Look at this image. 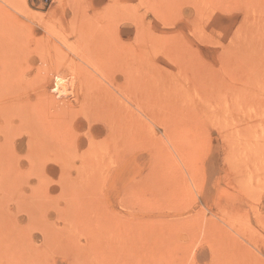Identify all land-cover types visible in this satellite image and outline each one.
<instances>
[{
  "label": "rangeland",
  "instance_id": "rangeland-1",
  "mask_svg": "<svg viewBox=\"0 0 264 264\" xmlns=\"http://www.w3.org/2000/svg\"><path fill=\"white\" fill-rule=\"evenodd\" d=\"M0 264H264V0H0Z\"/></svg>",
  "mask_w": 264,
  "mask_h": 264
},
{
  "label": "bare ground",
  "instance_id": "bare-ground-1",
  "mask_svg": "<svg viewBox=\"0 0 264 264\" xmlns=\"http://www.w3.org/2000/svg\"><path fill=\"white\" fill-rule=\"evenodd\" d=\"M146 85V84H145ZM142 88V87H141ZM145 88H146V86H145ZM136 90H138L137 88H135ZM147 90V89H146ZM142 93V92H141ZM91 95L89 96V98H88V105H90L91 103H92V105L90 106V107H94V106H97V107H95V109L96 108H99L100 107V105H106V107L107 106H109V107H115V110H116V108H118L117 109V111L119 112V114L121 115L122 114V116H124L123 118L124 119H128L127 118V115H126V113H127V110H126V108L125 107H123L122 106V104H121V102L118 100V98L116 97V95L114 94V93H112V91H110V90H108V91H96V92H91L90 93ZM145 94V93H144ZM164 95V94H163ZM141 97V96H140ZM155 98V97H154ZM164 98V97H163ZM137 99V98H136ZM170 99V98H169ZM122 101V100H121ZM163 101H164V99H163ZM162 101V102H163ZM170 101V100H169ZM144 102H145V100H144ZM165 102V101H164ZM159 103H161V101L159 102ZM95 104H97V105H95ZM100 104V105H99ZM129 105V104H128ZM157 105V104H156ZM163 105V104H162ZM99 106V107H98ZM144 106V105H143ZM164 106H165V104H164ZM166 106H168V104L166 105ZM148 107V106H147ZM146 107V109H149L150 107L151 108H153V106H150V107H148L147 108ZM169 107V106H168ZM104 108V107H103ZM156 108V107H155ZM159 108H161V107H159ZM101 108H99L98 110H100ZM108 109V108H107ZM107 109H105L106 111H108ZM102 110V109H101ZM114 110V109H113ZM156 110V109H155ZM159 111V110H158ZM101 112V111H100ZM125 114V115H124ZM100 228V227H99ZM97 230V229H96ZM95 231V230H94ZM98 231V230H97ZM97 235V234H96ZM102 236V235H101ZM100 238V237H99ZM99 238H97L96 237V239H99ZM101 247V246H100ZM107 261V260H106Z\"/></svg>",
  "mask_w": 264,
  "mask_h": 264
},
{
  "label": "built area",
  "instance_id": "built-area-1",
  "mask_svg": "<svg viewBox=\"0 0 264 264\" xmlns=\"http://www.w3.org/2000/svg\"><path fill=\"white\" fill-rule=\"evenodd\" d=\"M48 1V0H47Z\"/></svg>",
  "mask_w": 264,
  "mask_h": 264
}]
</instances>
